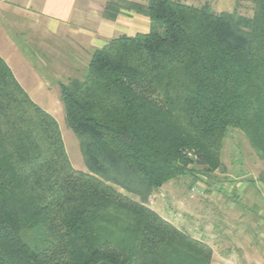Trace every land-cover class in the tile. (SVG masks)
<instances>
[{"label":"trees","instance_id":"1","mask_svg":"<svg viewBox=\"0 0 264 264\" xmlns=\"http://www.w3.org/2000/svg\"><path fill=\"white\" fill-rule=\"evenodd\" d=\"M144 1L109 0L102 16L143 15L148 33L109 40L82 79L58 84L85 171L0 57V264H212L208 244L148 203L195 167L225 173L229 129L264 162V0L250 19Z\"/></svg>","mask_w":264,"mask_h":264},{"label":"rangeland","instance_id":"2","mask_svg":"<svg viewBox=\"0 0 264 264\" xmlns=\"http://www.w3.org/2000/svg\"><path fill=\"white\" fill-rule=\"evenodd\" d=\"M195 7L208 4L214 13L235 12L242 18L253 15L252 0H178ZM14 25L9 29L13 35ZM13 27V28H12ZM153 31L161 33L160 27ZM15 34V33H14ZM26 60L50 82H20L31 99L43 109H50L57 121L71 165L85 171L79 144L64 122L59 99V83L81 78L85 72H69L59 61L58 48L43 51L25 41L13 38ZM33 41V40H32ZM44 62V63H42ZM82 79V78H81ZM56 81V82H55ZM225 173L205 175L198 167L164 184L149 199V207L192 237L211 247L212 264H264L253 251L252 241L264 238V162L259 160L243 134L229 129L220 153ZM31 234V233H30ZM24 233L23 237H31ZM26 238L32 247L44 244Z\"/></svg>","mask_w":264,"mask_h":264},{"label":"crops","instance_id":"3","mask_svg":"<svg viewBox=\"0 0 264 264\" xmlns=\"http://www.w3.org/2000/svg\"><path fill=\"white\" fill-rule=\"evenodd\" d=\"M108 1L0 0V57L17 82H50L19 51L13 39L18 36L30 44L36 42L32 46L38 45L39 50L58 48L60 63L66 64L69 72L78 73L86 71L92 52L109 40L122 35L148 33L152 29L147 17L126 9L121 10L115 21L104 19L102 14ZM127 1L145 3L144 0ZM16 23L13 37L9 29ZM28 95L31 98L30 93ZM44 110L53 116L50 109ZM252 245L256 256L264 262V238L259 240L255 236Z\"/></svg>","mask_w":264,"mask_h":264},{"label":"water","instance_id":"4","mask_svg":"<svg viewBox=\"0 0 264 264\" xmlns=\"http://www.w3.org/2000/svg\"><path fill=\"white\" fill-rule=\"evenodd\" d=\"M179 168L182 169L181 166H179ZM99 264H108V263H106V262H100Z\"/></svg>","mask_w":264,"mask_h":264}]
</instances>
